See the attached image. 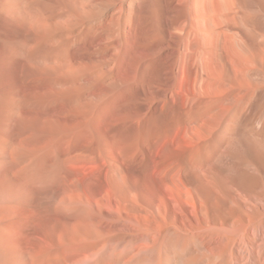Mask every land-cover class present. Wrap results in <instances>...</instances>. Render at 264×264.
I'll use <instances>...</instances> for the list:
<instances>
[{"label": "bare ground", "instance_id": "bare-ground-1", "mask_svg": "<svg viewBox=\"0 0 264 264\" xmlns=\"http://www.w3.org/2000/svg\"><path fill=\"white\" fill-rule=\"evenodd\" d=\"M0 264H264V0H0Z\"/></svg>", "mask_w": 264, "mask_h": 264}]
</instances>
